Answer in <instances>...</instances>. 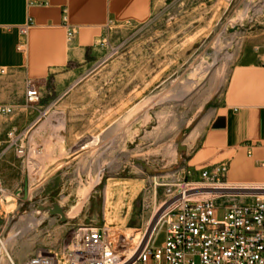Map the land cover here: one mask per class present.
Masks as SVG:
<instances>
[{
	"label": "rangeland",
	"instance_id": "374dc122",
	"mask_svg": "<svg viewBox=\"0 0 264 264\" xmlns=\"http://www.w3.org/2000/svg\"><path fill=\"white\" fill-rule=\"evenodd\" d=\"M263 18L264 0H171L147 23L115 28L67 95L44 93L42 100H51L53 108L27 135L35 154L24 165L13 148V182L3 184L7 194L0 195V264H22L38 252L62 256L71 230L81 225L110 229L119 252L125 249L123 238L133 248L143 238L142 248L164 200L163 189H154L153 182L182 168L188 156L178 152V145L194 142L222 97L241 34ZM60 113L63 129L53 122ZM40 124V138H35ZM3 172L0 166V178ZM107 182L120 183L117 215L104 210ZM25 183L26 200L22 193L15 196ZM47 202L68 213L82 204L72 221L62 224L56 218L57 225L67 226L60 247L48 232L52 217H34ZM164 236L158 232L155 247L163 245Z\"/></svg>",
	"mask_w": 264,
	"mask_h": 264
},
{
	"label": "crops",
	"instance_id": "0c3cea01",
	"mask_svg": "<svg viewBox=\"0 0 264 264\" xmlns=\"http://www.w3.org/2000/svg\"><path fill=\"white\" fill-rule=\"evenodd\" d=\"M170 1L0 0V104L14 107L11 115L0 117V151L7 144L0 160L2 186L13 182L15 166L10 159L14 145H9L7 132L14 129L18 140L27 146L30 130L53 108L51 100H41L37 108L24 109L25 80L39 82L51 96L67 95L99 58L101 43L112 39L115 28L143 25ZM239 39L222 97L211 108L194 142L184 144L188 158L181 166L193 178L203 170L225 167L228 183L264 181V169L259 166L264 159V18L248 26ZM42 124L33 131L35 138H40L37 131ZM74 160L64 163L65 167ZM52 218L48 232L60 247L67 226L57 225V219Z\"/></svg>",
	"mask_w": 264,
	"mask_h": 264
},
{
	"label": "built area",
	"instance_id": "2783aa9c",
	"mask_svg": "<svg viewBox=\"0 0 264 264\" xmlns=\"http://www.w3.org/2000/svg\"><path fill=\"white\" fill-rule=\"evenodd\" d=\"M25 29H21L22 34ZM71 33L69 29L67 36ZM44 93L51 96L39 82L26 79L23 108H37ZM13 111L12 105L0 104V117ZM6 136L14 145L15 155L26 165L35 152L18 140L14 129ZM259 166L264 169V159ZM225 173V167H221L214 172L203 170L193 178L180 168L158 177L154 189H163L164 200L156 209L146 242L130 264H264V181L228 183ZM204 192L211 193L203 196ZM161 230L165 235L163 245L155 247V237ZM127 263L118 251V242L108 238L105 228L81 225L71 230L62 256L38 252L22 264Z\"/></svg>",
	"mask_w": 264,
	"mask_h": 264
},
{
	"label": "bare ground",
	"instance_id": "6f19581e",
	"mask_svg": "<svg viewBox=\"0 0 264 264\" xmlns=\"http://www.w3.org/2000/svg\"><path fill=\"white\" fill-rule=\"evenodd\" d=\"M206 69V68H205ZM208 69V68H207ZM56 115V114H55ZM53 122H55L56 123V125L58 126V128H60V129H63L64 128V117H63V115L60 113V114H57V116L55 117V120L53 121ZM49 124L51 123L52 124V122L51 121H49L48 122ZM48 125V124H47ZM56 125H54V126H56ZM49 126V125H48ZM53 126V125H52ZM53 126V127H54ZM56 126V127H57ZM57 128V129H58ZM98 140V139H97ZM91 144V143H90ZM89 144V145H90ZM88 145V144H87ZM87 145H86V147H87ZM85 147V146H84ZM83 147V148H84ZM110 179V178H109ZM97 180V179H96ZM109 181V180H108ZM96 182H98V181H95V182H93L92 184L94 185ZM108 183V182H107ZM128 183V182H127ZM132 183V182H131ZM136 183V182H135ZM139 183V182H138ZM123 184V183H122ZM126 184V183H125ZM129 184V183H128ZM120 186V183L119 182H113L112 184L111 183H108V184H106L105 186H104V210L106 211V212H108V215L109 214H115L117 211H118V209H121V206H119V204L121 203V195H120V192L121 191H119V189L117 190L116 189V187L117 186ZM127 185V184H126ZM132 185V184H131ZM141 185V184H140ZM133 186V185H132ZM131 186V187H132ZM124 187V186H123ZM134 188V187H133ZM132 188V189H133ZM121 189V188H120ZM90 190V189H89ZM123 190V189H122ZM116 191V192H115ZM87 191L85 190V193H86ZM4 193V191L3 192H1L0 193V195L1 194H3ZM115 193H117V194H115ZM211 192H204L202 195L203 196H208L209 194H210ZM90 194V193H89ZM87 195V194H86ZM114 195H116L117 196V199H116V201L115 202H112L113 200H114ZM85 196V195H84ZM89 196V195H88ZM129 196V195H128ZM86 199V198H85ZM84 200V199H83ZM9 201V200H8ZM14 201V200H13ZM11 203V202H10ZM9 203V204H10ZM7 205V204H6ZM123 205V204H122ZM129 206V205H128ZM11 208H13V206L11 207ZM81 208H82V204H79L78 206H76L75 208H73V210L71 211V213H70V215L71 216H74V215H76V214H78L79 212H80V210H81ZM7 209V208H6ZM9 209H10V207H9ZM118 212H120V211H118ZM117 212V213H118ZM104 213V212H103ZM117 213H116V215H117ZM119 214V213H118ZM105 215V214H104ZM104 219V218H103ZM118 221V220H117ZM114 222V221H113ZM147 226H150L151 225V222H149L148 224H146ZM108 230V238L111 240V239H115V237H113V236H111V234H110V229H107ZM145 232H146V230H145ZM144 232V233H145ZM151 232V231H150ZM149 233V231L147 232V234ZM146 234V235H147ZM116 236V235H115ZM146 237V236H145ZM156 237H157V235H156ZM156 237H155V240H156ZM141 239H143V238H140L139 239V241H138V245H137V247L135 248H133V247H131L133 244H132V242L131 241H129V240H127V238H123L122 239V241L120 242V244H121V247H123V248H125L123 251H121L120 252V255H122V256H125L126 258H127V260H128V262L129 261H131V260H133V258L137 255V253H138V251L140 250V248H141V245H142V241H141ZM132 244V245H131ZM4 248V247H3Z\"/></svg>",
	"mask_w": 264,
	"mask_h": 264
},
{
	"label": "water",
	"instance_id": "95a60500",
	"mask_svg": "<svg viewBox=\"0 0 264 264\" xmlns=\"http://www.w3.org/2000/svg\"><path fill=\"white\" fill-rule=\"evenodd\" d=\"M184 151V147L181 145H178V152L181 153ZM20 193H22V197L24 200L27 199V187L26 183L24 184L22 189H18L15 193L16 197H19ZM82 209V208H81ZM80 212L74 216H71L70 213L66 212L59 204L57 203H52V202H47L42 205H39L35 212H34V217L39 218L41 214L47 213L49 217H55L58 218V221L62 224H65L67 222L72 221L73 219L77 218L78 215L81 213Z\"/></svg>",
	"mask_w": 264,
	"mask_h": 264
}]
</instances>
